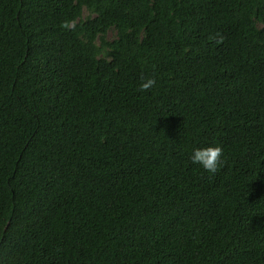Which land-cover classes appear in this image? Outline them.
<instances>
[{"label": "trees", "instance_id": "1", "mask_svg": "<svg viewBox=\"0 0 264 264\" xmlns=\"http://www.w3.org/2000/svg\"><path fill=\"white\" fill-rule=\"evenodd\" d=\"M0 264H264V0H0Z\"/></svg>", "mask_w": 264, "mask_h": 264}, {"label": "clouds", "instance_id": "2", "mask_svg": "<svg viewBox=\"0 0 264 264\" xmlns=\"http://www.w3.org/2000/svg\"><path fill=\"white\" fill-rule=\"evenodd\" d=\"M155 78H145L139 85L141 92L147 91L156 85ZM190 161L193 165H198L204 171L215 174L223 164V148L219 144L197 147L193 149Z\"/></svg>", "mask_w": 264, "mask_h": 264}, {"label": "rangeland", "instance_id": "3", "mask_svg": "<svg viewBox=\"0 0 264 264\" xmlns=\"http://www.w3.org/2000/svg\"><path fill=\"white\" fill-rule=\"evenodd\" d=\"M84 15L86 16L87 15V13L86 12H84ZM108 39L110 40V39H112L113 37H114V35H113V33L111 32V33H109L108 34Z\"/></svg>", "mask_w": 264, "mask_h": 264}]
</instances>
